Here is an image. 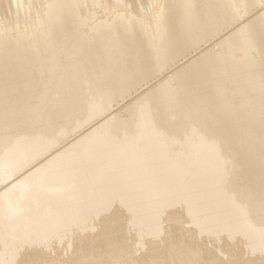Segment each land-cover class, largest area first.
Returning <instances> with one entry per match:
<instances>
[{"label":"bare ground","instance_id":"bare-ground-1","mask_svg":"<svg viewBox=\"0 0 264 264\" xmlns=\"http://www.w3.org/2000/svg\"><path fill=\"white\" fill-rule=\"evenodd\" d=\"M0 264H264V0H0Z\"/></svg>","mask_w":264,"mask_h":264}]
</instances>
